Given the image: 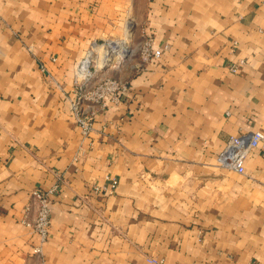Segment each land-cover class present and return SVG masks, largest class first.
Wrapping results in <instances>:
<instances>
[{
	"label": "crops",
	"instance_id": "crops-1",
	"mask_svg": "<svg viewBox=\"0 0 264 264\" xmlns=\"http://www.w3.org/2000/svg\"><path fill=\"white\" fill-rule=\"evenodd\" d=\"M108 37L135 47L129 91L85 138L77 71ZM253 131L264 0H0V264H264V142L243 172L219 160Z\"/></svg>",
	"mask_w": 264,
	"mask_h": 264
},
{
	"label": "built area",
	"instance_id": "built-area-1",
	"mask_svg": "<svg viewBox=\"0 0 264 264\" xmlns=\"http://www.w3.org/2000/svg\"><path fill=\"white\" fill-rule=\"evenodd\" d=\"M161 55L160 49H154L152 42H146L144 49H142V56L144 61L157 58ZM244 63L241 61L242 64ZM239 64H232L230 69L237 71ZM92 94L95 98L90 97L89 108L84 107V102L75 100V117L81 127L84 137H88L91 133L93 112L96 106L105 108L111 103H118L124 94L129 91L128 81H123L119 78H105L97 83L96 89ZM264 142V133L262 131H253L249 135H240L231 137L227 147L221 153L219 160L227 166L234 167L237 171L243 172L244 162L254 147H257ZM118 185L117 179H111L110 192H113ZM96 189H99L96 187ZM54 190L44 191L41 189H34L31 195L38 203L37 217L34 223H30L36 232L41 236V241L44 242L48 237L49 226L51 222V193ZM42 245H36L34 252L42 254Z\"/></svg>",
	"mask_w": 264,
	"mask_h": 264
},
{
	"label": "rangeland",
	"instance_id": "rangeland-1",
	"mask_svg": "<svg viewBox=\"0 0 264 264\" xmlns=\"http://www.w3.org/2000/svg\"><path fill=\"white\" fill-rule=\"evenodd\" d=\"M130 33H131V31H130ZM127 38H128L127 40H130L129 37H127ZM112 39H114V37H108V39L105 41L102 40V41L94 43L92 51H94V48L96 47V45H99V47L101 45H108V43L111 42ZM116 41L119 42L118 40H116ZM120 42H119V44L121 45V48H124L123 52L126 53V56L124 55V57L118 58V56L114 55L111 58L107 59V61H109V62L107 63V61H106L107 64L105 66L99 67V62H98L99 60L97 61V59H96V58H98V53H96V51H94V53H93L94 56H93V59L91 60L90 69H89V71L91 73L86 74L87 75L86 77H82V76L77 75L79 80L76 79V91H77L76 100L79 99V100L83 101L85 103L84 107L89 108V105H87V104L89 103L90 97H93V98L96 97L92 93H93V91H95L94 89H96V85L98 82H100V80L105 79V78H118V77H120V78H123L122 79L123 81H126L125 79L131 75L130 70L128 71L125 69H126V67L130 66V64L132 62V57H133L132 55L133 54L130 56L129 53L127 54V51L129 52V49L131 50V48H133V46L131 45L130 42H129L130 44L129 43L127 44L128 47L126 45H122ZM144 47H145V45L143 46V49H144ZM138 51H140V50H138ZM85 59H86V57L83 58L79 64V70L77 71L78 73L81 71L82 66H83V61ZM141 59H142V56H141ZM118 62H120V63H118ZM96 108H97V106H96ZM92 110H95V109H92ZM92 126H93V122H92Z\"/></svg>",
	"mask_w": 264,
	"mask_h": 264
},
{
	"label": "bare ground",
	"instance_id": "bare-ground-1",
	"mask_svg": "<svg viewBox=\"0 0 264 264\" xmlns=\"http://www.w3.org/2000/svg\"><path fill=\"white\" fill-rule=\"evenodd\" d=\"M142 48H143V45L139 47V50H142ZM123 50L124 48H121V45L117 41H111L108 43V45H101L100 47L96 46L95 51L96 53H98V58L96 59L97 61L99 60L98 61L99 67L105 66L109 62L107 61V59L111 58L114 55L118 56V58L124 57V55L126 56V53L123 52ZM93 53L90 54L88 59L86 58L83 61L82 69L79 72L82 77H86L87 76L86 74L91 73L89 69H90L91 60L93 59V56H94ZM128 53L129 52L127 51V54Z\"/></svg>",
	"mask_w": 264,
	"mask_h": 264
}]
</instances>
